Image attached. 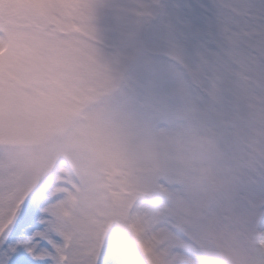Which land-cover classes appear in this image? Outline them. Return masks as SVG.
Instances as JSON below:
<instances>
[{
    "label": "rangeland",
    "instance_id": "rangeland-1",
    "mask_svg": "<svg viewBox=\"0 0 264 264\" xmlns=\"http://www.w3.org/2000/svg\"><path fill=\"white\" fill-rule=\"evenodd\" d=\"M159 1L91 0L103 5L106 14L111 13L105 17L106 30L101 38L86 31L76 18V10L70 5L80 0H0V35L23 38L39 50L42 60L69 70L76 80L83 82V87L70 92L57 77H52L47 81L50 88L46 91L38 86L39 71L26 74L15 59L3 57L0 101L24 99L51 109L63 106L67 100L74 108L95 105L115 112L140 109L163 127L167 85L164 82L149 85L139 77L134 83L126 82L125 78L126 57L140 51L156 52L173 66L174 74L195 73L204 94L214 83L220 84V100L235 124L233 133L238 145L260 160L264 154V88L250 71L247 58L252 50L243 42L232 43L231 67L225 70L217 65L210 69L207 57L201 58L194 49L188 51L177 43L174 28L178 23L165 15V6L173 0ZM235 2L220 0L225 6ZM158 6L161 16L153 21ZM139 11L143 12L140 16ZM42 36H47L48 41ZM65 36L70 39L61 38ZM172 50H175L174 58ZM25 123L34 122L27 119ZM14 125L11 116L7 120L0 116V153L12 142ZM46 127L52 133L58 130L55 120L47 121ZM119 159L117 145L104 169L106 182L112 186L110 201L117 220L112 207L106 220L108 192L106 203L77 220L78 238L68 237L55 227L49 211L51 202L63 197L64 215H72L76 194L82 189L78 180L65 176L56 192L44 188L39 178L22 187L0 157V207L6 210L10 201L23 199L43 204L64 243L68 238L67 243L71 242L66 258L69 264H157L162 240H167L174 264H234L231 233L235 228L251 232L258 243H264V207L258 188L264 168L259 164L251 187L209 208L206 203L201 207L200 203L192 205L186 201L178 169L172 168L151 182L140 170L122 169ZM37 182V195L28 197ZM129 204L130 209L133 207L131 216L118 211L121 207L127 210ZM117 221L122 237L115 229ZM122 222L128 224L126 229Z\"/></svg>",
    "mask_w": 264,
    "mask_h": 264
},
{
    "label": "clouds",
    "instance_id": "clouds-1",
    "mask_svg": "<svg viewBox=\"0 0 264 264\" xmlns=\"http://www.w3.org/2000/svg\"><path fill=\"white\" fill-rule=\"evenodd\" d=\"M70 7L76 10V18L86 31L103 38L106 30L103 5L80 0ZM174 35L184 49H194L179 24ZM41 38L48 41L47 36ZM0 47L6 49L4 58L15 59L24 73L39 71L38 86L43 90H49L47 81L52 77H57L70 92L83 87V82L76 80L69 70L42 60L39 50L23 38L0 35ZM194 50L201 58L207 57L213 66L225 70L231 67L230 41H224L211 52ZM172 55L174 58L175 50ZM126 59V82L134 83L139 77L149 85L160 82L167 85L163 127L140 109L115 112L95 105L74 108L70 100L51 109L24 99L0 101V116L5 120L11 116L15 121L12 142L4 147L0 157L21 186L39 178L44 188L56 192L65 176L80 181L82 189L76 194L71 216L64 215L63 197L49 206L54 226L73 238L79 236L77 220L106 203L111 185L106 182L104 169L117 145L122 169L140 170L146 180L155 182L176 168L186 201L192 205L203 202L209 208L251 187L257 164L264 168V154L257 160L238 145L233 133L235 124L220 100L219 83H214L204 94L195 73L174 74L173 66L159 53L140 51ZM212 112L216 115L210 116ZM27 119L34 123H25ZM49 120L57 123L55 133L47 130ZM118 211L124 212L126 208ZM231 239L234 264H264V243H258L251 232L235 228ZM161 246L157 264H174L167 240H162Z\"/></svg>",
    "mask_w": 264,
    "mask_h": 264
},
{
    "label": "snow or ice",
    "instance_id": "snow-or-ice-1",
    "mask_svg": "<svg viewBox=\"0 0 264 264\" xmlns=\"http://www.w3.org/2000/svg\"><path fill=\"white\" fill-rule=\"evenodd\" d=\"M165 15L180 25L194 49H216L224 41L247 44L250 71L264 88V0H236L229 6L220 0H173ZM258 188L264 207V176ZM68 256L43 204L12 200L6 210L0 207V264H69Z\"/></svg>",
    "mask_w": 264,
    "mask_h": 264
}]
</instances>
